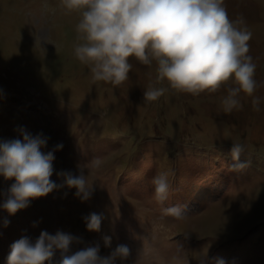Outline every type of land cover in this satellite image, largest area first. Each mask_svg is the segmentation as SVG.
<instances>
[{"label":"rangeland","instance_id":"obj_1","mask_svg":"<svg viewBox=\"0 0 264 264\" xmlns=\"http://www.w3.org/2000/svg\"><path fill=\"white\" fill-rule=\"evenodd\" d=\"M224 6L252 33L259 111L243 92L238 109L223 111L231 80L215 93H182L155 82V62L134 57L121 85L93 83L90 67L74 53L83 43L79 11L61 0H0V140H22L23 129L48 137L45 153L63 144L50 177L63 186L15 215L2 207L14 180L0 176V264L15 241L58 230L82 238L72 252L98 243L106 257L127 245L130 256L116 264H264V0H224ZM150 86L167 91L146 102ZM233 143L248 161L238 172L228 170ZM78 165L95 181L84 202L58 175H78ZM160 174L171 185L163 204L152 183ZM175 204L184 206L183 219L164 214ZM91 213L104 216L99 232L86 229L83 218Z\"/></svg>","mask_w":264,"mask_h":264},{"label":"clouds","instance_id":"obj_2","mask_svg":"<svg viewBox=\"0 0 264 264\" xmlns=\"http://www.w3.org/2000/svg\"><path fill=\"white\" fill-rule=\"evenodd\" d=\"M68 11H79L76 26V58L90 67L92 82H106L119 86L129 78L134 57L143 65L156 64V83L167 81L168 87L182 93L199 95L215 93L232 81L222 100L223 111L230 113L241 106L240 93L251 97L255 111L260 98L254 79L256 64L249 55L252 33L242 17L229 18L224 0H61ZM167 91L150 86L143 93L146 102L157 101ZM23 139L0 140V176L14 180L2 207L15 215L29 206L31 200L45 197L57 185L53 175L54 152L62 143L43 152L48 137L42 133L32 136L21 129ZM244 148L233 143L229 155L233 161L228 170L242 171L248 161H241ZM97 165L99 161L95 162ZM79 174L61 172L64 185L75 188L81 202L91 198L94 180L85 175L82 165ZM155 199L163 204L169 198L171 185L167 175L153 178ZM164 214L184 218V206L175 204L163 209ZM84 222L89 232H99L103 214L91 213ZM8 221L4 222L7 226ZM105 247L111 237H102ZM82 238L57 231L54 235L42 231L33 242L22 237L10 246L6 264H116L126 260L130 249L119 244L106 257L99 255L100 245L72 252L74 243ZM58 254V256H57ZM217 264H224L222 259Z\"/></svg>","mask_w":264,"mask_h":264}]
</instances>
